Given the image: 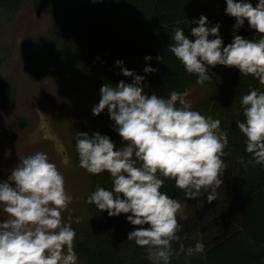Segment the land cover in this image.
Masks as SVG:
<instances>
[{"label":"rangeland","instance_id":"obj_1","mask_svg":"<svg viewBox=\"0 0 264 264\" xmlns=\"http://www.w3.org/2000/svg\"><path fill=\"white\" fill-rule=\"evenodd\" d=\"M75 1L0 0V183L8 181L11 170L21 162L20 158L36 152L45 153L63 174L66 191L73 197L68 210L62 213L64 221L67 222L71 216L76 238L88 241L96 250L104 251L108 244L117 247L114 264H119L118 256L121 257L126 249L146 254L144 248L134 243L130 246L132 241L127 240L128 233L139 226H133L126 214L109 217L107 211L100 212L94 204L86 203L97 184L112 190V179L108 172H104L107 175L104 181L100 178L103 173L92 175L79 166L75 147L77 132H86L89 136L99 132L115 143L119 134L114 130L115 122L111 120L109 111L105 109L99 116L93 114L94 106L101 99V87L105 84L115 87L120 81L132 83L134 77L123 75L122 69L126 68L145 77L142 86L146 95L160 96L164 92L154 86L158 71L164 68L162 70L175 72L181 63L171 58H162L161 62L144 48L136 51V44H131L133 35L115 31L118 27L107 23L100 13L86 19L77 8L74 11L66 8L70 16L67 20L62 18L66 20L63 27L67 32L63 35L57 26L61 18L57 14L64 4H76ZM248 1L256 5L259 2ZM156 6L158 9V4ZM79 27L85 28L83 34L79 33ZM111 27L115 30L110 31ZM238 35L248 40L259 38L251 27ZM74 44L80 46L73 50ZM93 45H98L97 49L91 50ZM92 51L98 55L97 59L91 56ZM147 56L152 59L145 61ZM116 61H123V64L117 66ZM149 66L158 71L146 73L144 69ZM221 66L224 68L221 74L223 87L217 86L218 83L201 86L196 83L194 75L188 83L181 74L176 85L166 86L168 93L165 99L172 91L189 90L187 99L192 110L219 119L221 128L228 132L229 141L225 149L227 154L222 157L227 166L222 177L223 185L217 189V200L212 203H208L207 193L197 199H187L183 190L175 186V181L161 177L164 179L161 191L185 205L184 218L178 217L181 226L178 235L185 248L194 247L198 241L205 245L204 254L192 257L183 253L174 255L171 264L175 261L178 264H207V253L241 229L234 220L243 213L237 207L243 206L250 211L251 201L254 198L262 200L264 193V166L249 165L245 168L240 163L241 158L247 162L251 155L246 152V138L235 124L241 119L240 122H245L242 96L253 88L264 92V85L251 75L241 76L239 70L232 73V67ZM223 114L224 117H220ZM122 146L121 138L116 147ZM259 205L255 209L259 215H264V196ZM246 214L249 216L248 212ZM232 215L234 219L230 218ZM76 217H82L81 223H75ZM4 218L5 214L0 213V221ZM261 220L264 221L263 216ZM236 240L229 239L211 252L220 259ZM173 248L178 250L179 244L173 243ZM78 257V264H94L85 255L78 254ZM146 264L152 263L147 261Z\"/></svg>","mask_w":264,"mask_h":264},{"label":"clouds","instance_id":"obj_2","mask_svg":"<svg viewBox=\"0 0 264 264\" xmlns=\"http://www.w3.org/2000/svg\"><path fill=\"white\" fill-rule=\"evenodd\" d=\"M226 4V13L236 19L235 28L247 20L259 34L258 39L248 40L234 33L233 41L224 47L220 25L207 27V17L202 15L195 21L198 27L191 29L195 40L181 28L176 29L169 51L201 86L211 83L209 69L217 65L237 68L241 76L251 75L264 85V0L255 7L246 0H226ZM116 64L120 66L123 61ZM122 71L134 77L133 82L103 85L93 114L109 111L124 146L117 149L99 132L93 136L77 132L75 139L79 166L92 175L108 172L112 179V190L97 184L86 203L94 204L100 212L107 211L109 217L126 214L133 226H139L128 233L127 240L144 248L152 264H171V258L181 253L187 257L202 255V241L185 248L178 235V217L184 218L185 205L161 191V177L175 181L187 199L207 193L208 203L217 200V189L223 185L227 169L222 157L227 154L228 132L221 128L219 119L192 110L189 90L172 91L167 99L149 96L142 86L144 76L126 68ZM144 71L154 73L158 69L149 66ZM241 107L245 122L236 124L252 158L247 162L241 158L240 163L245 168L264 166V92L250 89L242 96ZM20 160L8 181L0 183V213L6 217L0 221V264H78L72 217L65 222L62 216L73 200L63 174L43 152ZM81 221L82 217H76L75 223ZM173 243L179 244L178 250Z\"/></svg>","mask_w":264,"mask_h":264},{"label":"trees","instance_id":"obj_3","mask_svg":"<svg viewBox=\"0 0 264 264\" xmlns=\"http://www.w3.org/2000/svg\"><path fill=\"white\" fill-rule=\"evenodd\" d=\"M75 2L76 4H64L61 11H59L60 13L57 14L59 17L61 16L57 26L63 35L67 34L63 27V22L70 16V14L66 13V8L68 11H74L77 8L78 12L86 19H91L95 14L100 13L105 17L107 23L110 22L112 26L118 27L117 30L111 27L109 29L110 31L115 30L120 33L126 32L130 36L133 35L134 39L131 40V44H133V46L136 44V51H140L141 48H144L150 55L165 60L170 58L176 60L174 54L169 51V46L173 43L172 36L174 31L181 28L185 35L194 41L195 37L192 36L190 29L191 27H198L195 21L202 15H206L207 17V27L211 28L217 24L220 25L219 34L222 39L224 38V47L233 41L234 33L238 35L239 33L246 32L250 28L247 20L241 28H235L236 19L226 13V0H76ZM236 2H240V0H236ZM246 2H248V0H246ZM82 3H86V5ZM68 4H71L73 8ZM156 4H158V9H156ZM93 5L99 6L94 7ZM252 5L254 7L256 6V4ZM63 17L66 20H63ZM79 29L80 34L85 32L84 27H79ZM83 29L84 31H82ZM109 30L106 29L105 31ZM212 38L216 37H209V39ZM144 43H146V45H144ZM98 45L91 46V50L97 49ZM77 46L80 45L74 44L72 47L73 50H75ZM144 54L145 52H143V55ZM91 56L93 59L98 58V55L94 54L93 51L91 52ZM144 60L146 61V59ZM162 69L164 68L158 71L154 79V86L157 89L160 88L164 92L160 94L162 98L167 97L166 94L168 91L166 90V86L170 87L176 85L178 81L177 78H179L180 74L188 79V83H191L193 75L188 74L182 64H180L179 70H175V72L174 70L172 72L170 69L167 71ZM237 70L238 69L234 67L231 69L232 73H236ZM223 71L224 68L221 65L216 68H210L209 72L212 75V80L209 85L218 83L217 86L220 85L223 87L224 80L221 82V74ZM148 95L151 96L150 93H148ZM220 117H224V114L220 115ZM224 122L226 121L224 120ZM230 129L234 132L231 124ZM119 140H121V137L118 135L114 144L116 145ZM101 177L104 181L107 179V175L104 173L103 175L101 174L100 178ZM239 192H242V190ZM257 193L258 190L255 197L258 195ZM263 196L264 193L262 195V200ZM262 200L260 198H254V201H251L252 209L250 211H247L243 206L237 207L238 210L243 212L242 215H237L236 219H234V215L230 216V218L234 219L241 229L237 230L233 236L224 238V240L214 248H218L229 239L237 238L235 244L227 248L222 253L223 256L220 259H217L216 253L211 252L213 248L207 253V264H264V221L261 220L264 215H259L257 209H255L259 208V203L262 202ZM246 212L249 213V216H247ZM74 243V251L80 255L91 258L94 264H114L116 262L115 260L117 258L115 259L114 254L118 252L119 249L113 244H108L105 250L102 251L91 247V244L84 239L76 238ZM133 243L135 244V242L132 241L130 246H132ZM135 252L136 251H134V253L130 252L129 249L124 250L121 257L118 256L120 260L119 264H126L128 262H132L133 264H146V262L149 261L146 254L142 255L141 251H137L136 254ZM149 263L152 262L149 261ZM173 264H178V262L175 261Z\"/></svg>","mask_w":264,"mask_h":264},{"label":"crops","instance_id":"obj_4","mask_svg":"<svg viewBox=\"0 0 264 264\" xmlns=\"http://www.w3.org/2000/svg\"><path fill=\"white\" fill-rule=\"evenodd\" d=\"M249 2V1H248ZM250 3V2H249Z\"/></svg>","mask_w":264,"mask_h":264}]
</instances>
